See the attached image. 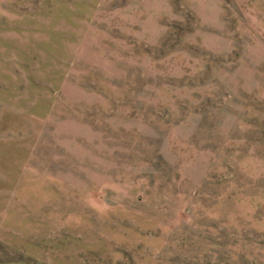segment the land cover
Instances as JSON below:
<instances>
[{
  "label": "rangeland",
  "instance_id": "1",
  "mask_svg": "<svg viewBox=\"0 0 264 264\" xmlns=\"http://www.w3.org/2000/svg\"><path fill=\"white\" fill-rule=\"evenodd\" d=\"M148 1L0 0V264H264V0Z\"/></svg>",
  "mask_w": 264,
  "mask_h": 264
},
{
  "label": "crops",
  "instance_id": "2",
  "mask_svg": "<svg viewBox=\"0 0 264 264\" xmlns=\"http://www.w3.org/2000/svg\"><path fill=\"white\" fill-rule=\"evenodd\" d=\"M206 5V11L211 12V15H209L208 18L203 15L204 13L198 10L200 6L205 7ZM190 7L203 16L204 20L202 21H205L208 27L218 28L221 24L219 0H213V2H209V0H192ZM145 10V16L138 18L137 24H135L136 27L139 25V29H136V35L141 41L151 45L156 44V42L160 40L162 34H164L165 25L161 21V16L163 14L170 15L172 13L170 0H154L153 2L149 0L147 6L145 5Z\"/></svg>",
  "mask_w": 264,
  "mask_h": 264
}]
</instances>
